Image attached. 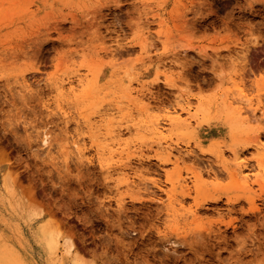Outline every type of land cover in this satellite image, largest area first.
<instances>
[{
    "label": "rangeland",
    "instance_id": "rangeland-1",
    "mask_svg": "<svg viewBox=\"0 0 264 264\" xmlns=\"http://www.w3.org/2000/svg\"><path fill=\"white\" fill-rule=\"evenodd\" d=\"M72 62L89 87L74 99L54 84ZM232 79L248 96L264 89V0H0V264H264V183L226 170L231 149L254 163L264 121L247 125L227 103ZM138 81L144 97L133 93L127 110ZM187 99L192 131L152 128ZM115 106L113 126L145 177L134 188L110 177L116 157L102 159L104 140L83 123ZM162 134L180 146L178 168L158 149ZM178 173L175 204L167 178Z\"/></svg>",
    "mask_w": 264,
    "mask_h": 264
},
{
    "label": "bare ground",
    "instance_id": "bare-ground-1",
    "mask_svg": "<svg viewBox=\"0 0 264 264\" xmlns=\"http://www.w3.org/2000/svg\"><path fill=\"white\" fill-rule=\"evenodd\" d=\"M148 53H149V50L147 48H145L144 46H142L141 51H140L141 55L138 58V60L141 61V65L143 64L144 58H146V57L150 58V56L147 55ZM72 64H73V67H75V68H73V71H72L73 75L72 76H69V75L62 76L61 75L54 80V84H55V89L57 90L59 96L68 97V98L72 97V99H74V98H77V96H78L77 91L80 89V88L77 89L78 87H82V89H88L89 87L87 86L88 80H86V76L88 74L87 73L86 74L81 73L80 72L81 69H79L80 67L75 66L74 62H72ZM165 67L163 66V68H165ZM167 67H169V66H167ZM86 70L88 71V68ZM168 75H170V73L169 74L167 73L165 76H168ZM236 78H237V76H236ZM233 79H232V81H234ZM74 81H76V82H74ZM235 81H237V79ZM235 81L233 82L231 88H227L228 90L226 89L227 91L225 92V100L227 101V103L229 105L232 104L230 106H233L234 104H236L235 112L237 113V116H239L243 119L244 123H246L247 125L248 124H254V123L260 125L261 121L262 120L264 121V97H263L264 96V89H262V88L257 89L256 88V90H257L256 94L248 96L249 89H246L245 85H243L242 82L237 83ZM72 82H74L76 84H72ZM65 83L66 84L68 83L67 87H65V85H66ZM135 83L137 84V86H139V85L140 86L136 87V85L133 86L131 83H129L127 85V94H128L129 98L127 100V103H125L126 109L131 108L130 106L133 104V102L131 101V96L133 93H135L133 95L135 97L138 96V94L140 95L141 98L144 97V96H142L143 95V89L142 88L144 87V84L140 83L139 81L135 82ZM135 97H133V98H135ZM188 99L186 100V102L184 101L186 104L176 102L173 106H171V107L169 106L168 108H166L165 114L161 119H159L158 117L152 119V121H150L151 122L150 125H152V128L155 131H157L158 133H162L165 130L167 132H169L172 129L170 126L175 125V128H177V129H181V130L191 129V131H192L194 129V127H196L194 125V123H192V120L195 121L196 113H189V110H190L189 103L190 102ZM141 101H143V99H141ZM121 110H122L121 106H115L112 108H110V107L104 108L103 111L97 110V115L95 116L97 119H94V118L92 119L91 117L90 118H84L83 123L85 124V127L87 128L88 132L91 133V135L89 134L90 137L93 136L92 134H95L98 137H102V139L104 140V141H102V143H100V144L98 143V145L96 147V151L99 153V155L101 157L103 156L102 159H107V157H110L111 159H113L114 157H116V158H114V160H111V162H109L110 159L108 158L109 160H108L106 168L109 172L112 171L110 174V177L113 176L112 174H117V175L121 174V177H118L117 179H114V180H118V182L123 187H126V189H129V188H134L135 186L139 185V183H140L139 181H141V179L144 180L145 177L144 176H143L144 178L141 177V174L139 173L140 171L137 169L138 170V172H137L136 169H133L131 167L132 166V165H130L131 162L129 163V156H130V154H132L131 153L132 150L130 151V147H132V146L130 144H132V143L129 144L128 142L123 141L122 138H121V140H122L121 141L120 135H122L123 129H121V127L115 128L113 126V123H112L113 120L112 119H114L115 116L117 114H119ZM200 110L202 113H205V108L203 106L200 107ZM173 112L175 114H173ZM181 113L186 114V117L180 118V115L182 116ZM84 116L85 115H83V117ZM235 120H237L236 117H235ZM161 121H163L167 126L165 124L161 123ZM126 128H128V126ZM162 129H163V131H162ZM48 136H49V134L46 131H44L42 133V139H41V141H42L41 145L42 146H45V147L49 146ZM262 137L263 136L257 134V136H256L257 139L255 140L254 144L252 145L251 149H252V151L254 150V152H255V155L252 158V160L254 161L253 164L250 163V161L246 157V153H247L246 151L247 150L245 151V150L239 149L240 150L239 151L237 149H233V150L231 149L232 160H229V161L230 162L232 161V162L229 164L227 163L228 164V167L226 168L227 173L230 177L233 178L234 181L236 180L237 182L240 183L239 179L242 180V183L244 186H249L253 181L258 183V184L264 183V139ZM93 138H97V137L95 136ZM81 139H83V138H81ZM95 140H98V139H95ZM92 141H93V139H92ZM82 142H84V141H82ZM69 143H70L69 146L75 148L76 151H79V153H80V151L82 149L80 148L81 143H79V139H72V141ZM157 143H158V149H160V152L165 153L164 159H166V161L173 164L174 167L178 168L177 165L179 164V161L182 162L181 160L183 159V156L181 155L180 146L178 145V143L172 142V139L170 137H167L166 135H163V134L160 136ZM136 146L137 145L135 144L133 147H136ZM141 146H142V144H141ZM141 146L138 145V147L140 149H138L136 147L137 152L142 151ZM186 146L187 147L184 150L185 154H189L193 151L195 152L194 148L191 147V145L186 144ZM250 151L251 150L248 149V152H250ZM140 152H138V153H140ZM133 153H135L134 150H133ZM221 154H222V152H221ZM104 155H106V157H104ZM159 157H161V156H159ZM221 157L223 158V155ZM227 158H228V156H227ZM124 159H127L128 161L124 162L123 161ZM229 161H227V162H229ZM105 166H106V164H105ZM141 173H142V170H141ZM187 173L191 174L192 181H196V182L201 181L202 177H204V175H202L201 173L195 172L192 169H188ZM251 177H254V179H252ZM167 179L171 185V188H170V190L166 191L167 192L166 194L168 195V197L174 198L175 196H173L174 194H173L172 190L175 189V187H177L181 184H184V183L181 179L180 174L176 178L168 177ZM251 179H252V181H251ZM188 182H190V181H188ZM185 185L186 184H184V186ZM181 186H183V185H181ZM184 186H183V188L186 189ZM175 200L177 201V199L174 198L173 202H175ZM177 202H175V204ZM170 204H171V202H170ZM180 205H182V204H180ZM68 243H69L67 245L68 248L69 249L72 248V243L71 242H68ZM48 244L51 246V248H54V250L59 248V246L56 245L57 244L56 239L52 236H50V238L48 239ZM57 254H58V252H57Z\"/></svg>",
    "mask_w": 264,
    "mask_h": 264
}]
</instances>
